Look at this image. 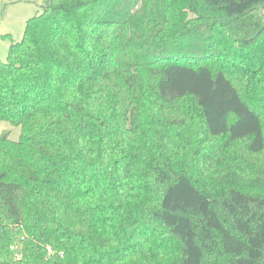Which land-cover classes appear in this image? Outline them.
Masks as SVG:
<instances>
[{
  "label": "trees",
  "instance_id": "16d2710c",
  "mask_svg": "<svg viewBox=\"0 0 264 264\" xmlns=\"http://www.w3.org/2000/svg\"><path fill=\"white\" fill-rule=\"evenodd\" d=\"M0 120V264H264V0H42Z\"/></svg>",
  "mask_w": 264,
  "mask_h": 264
},
{
  "label": "rangeland",
  "instance_id": "374dc122",
  "mask_svg": "<svg viewBox=\"0 0 264 264\" xmlns=\"http://www.w3.org/2000/svg\"><path fill=\"white\" fill-rule=\"evenodd\" d=\"M42 0H0V59L7 58L10 38H22L26 22L41 10ZM20 128L0 120V135L17 140Z\"/></svg>",
  "mask_w": 264,
  "mask_h": 264
},
{
  "label": "water",
  "instance_id": "95a60500",
  "mask_svg": "<svg viewBox=\"0 0 264 264\" xmlns=\"http://www.w3.org/2000/svg\"><path fill=\"white\" fill-rule=\"evenodd\" d=\"M3 137H6V135H3Z\"/></svg>",
  "mask_w": 264,
  "mask_h": 264
}]
</instances>
